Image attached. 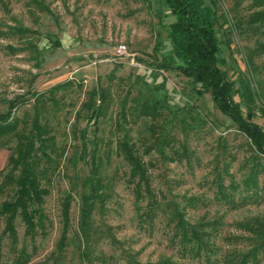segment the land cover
I'll return each mask as SVG.
<instances>
[{"label":"rangeland","instance_id":"1","mask_svg":"<svg viewBox=\"0 0 264 264\" xmlns=\"http://www.w3.org/2000/svg\"><path fill=\"white\" fill-rule=\"evenodd\" d=\"M215 1L222 14L218 32L224 59L221 68L236 89L247 86L249 108L240 95L235 100L244 117L264 130V54L250 55L264 41V34L244 30L250 0H242L237 8L235 0ZM165 13L163 0H0V113L11 109L23 117L33 112L35 93L60 82L70 83L55 93L56 103L49 102L45 112L56 142L52 161L42 162L41 182L49 190L43 203L45 230L38 229L30 239L17 218L18 242L13 247L3 234L0 218V264H13L22 245L30 255L26 264H205L204 255L184 251L173 237L170 205L177 206L187 222L204 224L212 264H237L243 257L245 264H264V196L234 209L216 199V173L224 185L241 182L252 166L255 150L208 92L199 96L191 78L157 68L161 54L171 49L164 26L170 18ZM10 27L29 31L14 34ZM120 44L126 45L124 54L115 52ZM144 83L161 85L160 92L171 105L189 103L195 109L199 120L187 133L188 158L163 159L154 150L143 154L153 142L150 120L134 119L131 98ZM98 86L108 88L110 103L105 116L93 124L82 116L81 104L88 91ZM128 92L124 108L128 143L147 163L152 188L161 196L151 223L139 216L146 200L135 198L125 180L127 163L116 151L118 112ZM164 112L161 117H168ZM84 129L86 137L82 138ZM169 132L179 139L171 142L178 149L184 138L179 125H170ZM93 142L108 197L102 207L96 204L93 210V238L85 248L77 233ZM165 151L170 153L168 147ZM10 153L11 149L0 150V169ZM259 161L264 167V159ZM263 180L264 171L258 175L260 184ZM12 192L9 188L0 202ZM238 194L234 192L236 201ZM67 195L69 230L64 249L59 250L62 201ZM81 248L86 254L80 253Z\"/></svg>","mask_w":264,"mask_h":264},{"label":"trees","instance_id":"2","mask_svg":"<svg viewBox=\"0 0 264 264\" xmlns=\"http://www.w3.org/2000/svg\"><path fill=\"white\" fill-rule=\"evenodd\" d=\"M242 0H235L234 7L241 5ZM166 8L165 18H170L164 24L171 49L161 54L157 68L174 70L189 77L196 84V92L201 96L208 92L215 106L221 113L228 116L241 132L249 139L255 153L252 166L248 174L239 183L223 184L220 173H216V199L224 203L228 209H234L241 204L256 200L264 196V180L261 184L258 175L264 171V130L255 122L244 117L240 102L235 100L239 96L249 108L250 91L246 85L236 89L234 82L229 79L227 72L221 68L224 59L220 56L221 40L218 37L220 28L217 2L215 0H163ZM248 13L243 19L244 30L255 34H264V0H250L247 5ZM14 34L22 35L29 30L25 27H10ZM264 54V41L258 43L250 55ZM69 81L57 83L50 88L35 93L32 113H25L18 117L11 113V109L0 113V150L11 149L6 165L0 169V196L9 188L13 189L11 196L0 202V218L4 221L3 234L10 239L13 247L18 242L16 219L24 225V236L33 239L37 230L44 232L46 215L43 211L45 197L49 190L43 186L41 177L45 172L42 162L52 161L51 153L55 152V137L47 125L45 112L49 102L56 103L55 93L66 88ZM161 85L151 87L144 83L142 89L131 98L134 119L146 117L150 120L153 142L148 144L143 154L156 151L163 159L182 160L188 158L187 133L195 127L193 122L199 118L194 116L195 110L189 103L182 106L171 105L160 92ZM129 99V92L121 101L118 112L119 136L116 151L127 163L125 180L131 186L138 201L146 200V204L139 214L144 222L150 221L159 209L161 196L155 193L148 174V165L133 144L128 143L127 129L124 126L125 105ZM110 103L108 88L98 86L87 93L86 100L81 104L83 117L93 124L103 116ZM166 111L168 117L163 116ZM165 113V112H164ZM162 118V121L160 119ZM178 124L184 138L179 141L178 149L171 144L179 140L174 133L169 132V126ZM85 138L86 129L80 132ZM166 147L170 153H167ZM91 162L89 174L83 184L85 191L81 194V216L78 224V239L87 248L93 238L92 213L96 204L103 206L108 193L103 190L104 185L99 174V165L95 162L98 149L93 142L90 150ZM85 156V155H84ZM84 156H81L84 158ZM173 156V157H171ZM241 187V188H239ZM238 190V201L234 192ZM169 221L174 225L173 237L194 256L205 257V264H212L209 257V232L203 223L191 224L187 222L177 206H169ZM62 230L57 243L59 250H63L69 230V195L62 201ZM80 253L86 254L81 248ZM30 258L24 245L17 251L13 264H26ZM243 257L237 264H245ZM142 264V263H135ZM143 264H173L171 261Z\"/></svg>","mask_w":264,"mask_h":264},{"label":"built area","instance_id":"3","mask_svg":"<svg viewBox=\"0 0 264 264\" xmlns=\"http://www.w3.org/2000/svg\"><path fill=\"white\" fill-rule=\"evenodd\" d=\"M126 50H127L126 45L120 44L117 46L115 52H116V54H124L126 52Z\"/></svg>","mask_w":264,"mask_h":264}]
</instances>
